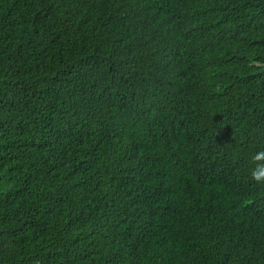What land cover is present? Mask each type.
Instances as JSON below:
<instances>
[{
	"label": "trees",
	"instance_id": "16d2710c",
	"mask_svg": "<svg viewBox=\"0 0 264 264\" xmlns=\"http://www.w3.org/2000/svg\"><path fill=\"white\" fill-rule=\"evenodd\" d=\"M264 0H0V264H264Z\"/></svg>",
	"mask_w": 264,
	"mask_h": 264
},
{
	"label": "clouds",
	"instance_id": "9594fccd",
	"mask_svg": "<svg viewBox=\"0 0 264 264\" xmlns=\"http://www.w3.org/2000/svg\"><path fill=\"white\" fill-rule=\"evenodd\" d=\"M251 160L256 165L250 173L251 180L257 184H264V151L255 153Z\"/></svg>",
	"mask_w": 264,
	"mask_h": 264
}]
</instances>
